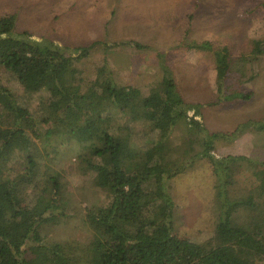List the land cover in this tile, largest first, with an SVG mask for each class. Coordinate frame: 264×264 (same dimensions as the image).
Returning a JSON list of instances; mask_svg holds the SVG:
<instances>
[{
  "label": "trees",
  "instance_id": "obj_1",
  "mask_svg": "<svg viewBox=\"0 0 264 264\" xmlns=\"http://www.w3.org/2000/svg\"><path fill=\"white\" fill-rule=\"evenodd\" d=\"M261 6L264 14V1ZM121 44L149 47L103 40L71 47L17 31L15 14L0 16V264H264V181L250 173L264 169V161L213 152L218 139L264 133V117L231 133L210 132L200 119L202 104L185 100L162 51L157 53L162 78L146 95L117 81L107 58L93 80L80 77L79 61L98 46L108 54ZM182 44L212 56L217 100L253 96L229 91L228 78L244 80L262 60L264 33L253 37L249 52L236 56L210 40ZM35 94L38 103L30 107ZM71 141L82 147L79 170L91 173L108 197L88 217L90 238L77 257L43 234L65 214L57 212L60 173L39 144L59 155L58 143ZM203 158L214 177L215 226L202 240L180 238L172 180Z\"/></svg>",
  "mask_w": 264,
  "mask_h": 264
},
{
  "label": "rangeland",
  "instance_id": "obj_2",
  "mask_svg": "<svg viewBox=\"0 0 264 264\" xmlns=\"http://www.w3.org/2000/svg\"><path fill=\"white\" fill-rule=\"evenodd\" d=\"M262 1L0 0V16L15 14L17 31L29 30L38 39L49 38L71 47L96 40L108 44L137 41L149 46L137 49L121 44L108 54L98 46L76 65L85 82L95 78L107 58L117 81L136 85L146 95L162 78L157 53H167L168 64L185 100L202 104L200 119L204 126L210 132L231 133L243 122L264 117V57L244 80L236 74L228 78L229 91L243 89L252 91L253 96L249 100L221 101L217 100L212 56L180 44L186 39L210 40L215 47L227 45L234 56L249 52L253 37L264 33ZM11 85L28 101L27 94L13 79ZM39 97L38 94L31 97L30 107L37 105ZM39 147L44 149V155L45 150L50 152L49 160H45L60 173L63 192L57 212L65 214L59 224L47 227L43 234L50 241L63 243L66 252L77 257L90 238L88 217L106 204L108 197L93 184L91 173L79 170L77 157L82 147L78 143H58L59 155L47 143H40ZM213 152L217 156L246 155L264 161V133L250 130L236 140L218 139ZM250 173L264 181L263 168L255 167ZM172 181V194L177 202L175 234L184 239H204L213 231L216 221L210 163L204 158L197 159L192 168Z\"/></svg>",
  "mask_w": 264,
  "mask_h": 264
}]
</instances>
